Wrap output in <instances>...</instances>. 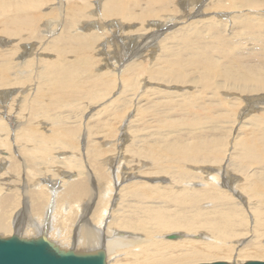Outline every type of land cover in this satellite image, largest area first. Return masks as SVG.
Instances as JSON below:
<instances>
[{"label": "bare ground", "instance_id": "obj_1", "mask_svg": "<svg viewBox=\"0 0 264 264\" xmlns=\"http://www.w3.org/2000/svg\"><path fill=\"white\" fill-rule=\"evenodd\" d=\"M5 1L7 0H0V34L3 33L5 36H20L19 39L23 41L24 38L27 40V37L30 39V35L32 36L37 32L34 29V23L42 18V13H46L43 16L45 18L53 15L52 11L41 13L33 11L32 9L39 5L38 0H11L10 6L4 4ZM84 1L60 0V5L64 4L62 15H64L65 10L69 13L72 6L74 13H82ZM176 1L178 0H168V4L157 8L160 3L156 0H104L101 13L96 21L88 26H83L81 29L89 30L94 26L103 29L105 25L103 22H105L107 26L113 25L112 30L117 26L119 29L125 30V33L141 30L148 32L150 28H142L148 19L151 21L150 24L159 27L163 24L159 23L158 20L154 21L155 19L165 20L168 23L177 20L185 21V19L179 20V18L186 17L187 11L178 16V10L175 7H170V3ZM224 7H235L240 11H254L260 8L264 9V0H226ZM201 11V5H198L195 13ZM229 16L234 20L238 15L230 14ZM84 18H92V13L84 11ZM52 19L54 21V18ZM261 20V17L249 15L242 19V22L245 23V26L259 23L253 33L255 38L253 39L251 36V41L260 44L259 48L262 50L264 47V22L261 23ZM49 21L50 19L47 18L44 24L46 27ZM122 21L126 23L133 21L138 23L139 27L130 28L133 26L132 24L129 27L127 24L124 26ZM223 25V20L218 19H211L209 22L203 23L201 27L210 33L208 36L201 35V31L197 36H194L191 31V34L177 37L176 33L180 28L174 29L173 32L166 33L167 35L163 38L166 41L167 49L160 53L154 67L147 64L140 65L135 61L126 66L125 69H118L122 77V93L127 88L134 89L143 74L146 75V78L159 83L165 82L164 76H171L173 71L179 72V76L173 80L174 83H177L178 86L190 84L194 88L191 93L188 91H155L156 94H159L158 97L166 102L159 105L156 99L154 104L156 108V112L154 111V116H156L155 130L158 129L159 131V134L156 132L157 140L153 144L150 143L147 147L145 146L146 150L140 149L137 152L138 149H126L127 153H133L132 160H127V163L131 162L130 167L120 161V164L117 163L120 166L112 169L113 173L116 171L115 174H117L119 169L126 168L127 173H125L124 178H128V180L136 173L149 175V177L153 174L167 175L170 178V185L163 183L164 180L162 179L155 183L131 181L123 186L120 185V187L116 184L114 195L109 203L112 209L106 210L107 207L105 208L102 203L97 202L98 205L92 210V216L90 215L88 218L85 215V211L89 212L87 204L79 214L75 205H69V203L76 200L84 206L83 202L87 198L90 202L93 199L92 189L94 187L92 182H98L101 185L109 183L110 176L105 171L104 162L102 164V161H97V159H103L102 153L105 151L96 144L88 143L87 155H90L94 160L92 162L93 173L76 174L75 172V174H69L68 181L62 185L56 186V183L50 182L48 185L51 187L45 189L43 185L39 186L36 180L39 174L47 172V169H38L37 166L42 164L49 166L55 162L45 155L47 149L39 145L44 142L43 131L36 126H31L32 123L29 122L28 125L20 126L21 129L18 132L15 131L10 134L7 131L1 132L4 125L0 123V146L6 147V136L11 135L13 137L12 145L19 149V152L16 151L17 153L13 156L8 154L10 157L8 164H0V237H10L12 232L15 236H19L13 230L11 223L9 227L6 221L8 210L17 204L16 196L21 200L23 207L11 217L16 222L14 223L15 228L18 220L21 219V213H26L27 208L31 206L29 200H33L34 205L32 206L35 211L42 207L31 223V226L35 228L28 230L26 236H35L40 231V235H36V237L41 238L42 234L45 236L50 228H54L58 238L51 236L50 239L54 241L51 242L56 246V249L63 248L60 251H71L76 254H90L100 251L106 257H110L121 250L128 249L120 259H107V264H202L219 261L231 264L264 258V55H255L253 51L246 52L247 50H242L244 45L238 49L233 48L235 43H239V40L235 41L234 36L220 33L226 30ZM59 26L60 32H63L62 35H54L58 33L56 30L52 38L48 39V42L52 41L51 45L46 44L44 47L45 51L52 52L54 58L51 59L50 54L48 59L51 60L43 61L42 64L37 65V70L39 69L40 73V85L32 105L31 103L26 104V108L33 116L37 110L41 109L44 98L43 87L47 88L53 95L55 104H71L73 101H77L83 93L91 95L88 97L92 100L98 99L101 94L106 95L103 92L110 89L113 86V81H115L114 76H110L107 72L106 78H95L98 73H91V66L99 57L96 56L99 53L102 54V51L99 53L94 51V56L92 55V49L94 46L96 47L95 44L100 39L101 33L92 31L75 35L70 33V26L67 22H63ZM165 26L172 27L171 24H165ZM183 27L186 29L185 26ZM190 27L194 29L193 26ZM24 32L27 34H23ZM141 35L143 34H138L137 39L144 37V40L149 38L153 40L154 35L158 34ZM125 36L128 35L125 34ZM128 37L133 38V36ZM4 39L0 38V44L8 43ZM143 39L141 40L143 41ZM134 41L135 37L132 39V42ZM240 44H244V42L241 41ZM22 46L27 49L33 47V45L28 44ZM188 46L192 48H187ZM226 46L229 47L225 48ZM39 48L41 47L39 46ZM193 49L196 50L193 51ZM12 50H14L13 47L10 48V52L8 50L0 51V86L2 88L25 81L23 75L21 79V76L19 77L16 73L22 72L18 69L21 67L20 64L10 65ZM24 51L17 53L20 58L25 59V56L30 55L28 51L27 54ZM257 53L259 54V52ZM104 54H107V50ZM69 55L72 59H68ZM117 55L115 53V56ZM45 58H42L41 61ZM187 58L188 60H185ZM24 59L22 63L25 62ZM109 65L112 63L108 61L104 63V66ZM112 66L117 68L115 64ZM14 74L17 82L11 77ZM11 89L0 90L1 102L7 101ZM228 91L235 93L234 97H241L242 107L240 109L237 110L233 100L227 98ZM22 92L26 93L25 90ZM11 101L13 102V100ZM24 105H20V107H24ZM119 107V105L117 108L113 105L111 108H114V113L117 114ZM175 108H181L189 118V123L181 130L170 129L175 125L177 117L167 118L161 115L162 113L167 114L168 110ZM145 109V107L139 109V113L146 112ZM238 114H240L239 117H237ZM245 115L247 117L245 121H237ZM229 120H236L234 123L233 121L230 122V128L233 127V124L240 123L246 129L242 131L243 140L231 142V150L228 151L220 122ZM79 130V126L76 128H59L54 131L52 143L74 148L75 143L68 139V135ZM114 132L116 133V131ZM126 137L128 135H125V128L122 126L112 144L116 146L127 140ZM165 137H169L168 142H165ZM180 139L186 140L188 146L203 142L215 145L218 151L223 153L226 169L231 168L232 170L226 181L217 187L222 178L223 164L222 157L214 147L208 145L185 147V142ZM23 141H31L37 143L38 146L34 149H28L27 146L23 145ZM235 142L247 145L252 150L247 153L239 152ZM107 145H111V143H107ZM23 152H27V156ZM3 153L5 154L6 151ZM135 153L136 155H134ZM166 153H169L168 158H166ZM141 157H147L148 160L145 161ZM69 158L64 164L74 166L79 170L82 168L79 160ZM1 161L0 158V163ZM123 161H126L125 158ZM59 162L57 161V163ZM205 164L217 165V168L206 169L200 173L191 171L192 168L206 166ZM128 169L130 173H128ZM51 171L55 170L51 169ZM132 172L134 175H130ZM242 178L244 183L236 184ZM123 181L124 179H121V182ZM107 187L105 186V190ZM111 191L109 190L108 196H111ZM49 193H51V198L46 196ZM64 206H66V210L63 209ZM113 207L115 208L114 211ZM96 210H99L98 214L95 213ZM100 213L102 215H99ZM82 216L86 220L81 218ZM98 217H100L98 221L101 220V222L98 223L97 221L99 225H96L92 219L95 221V218ZM37 221H45L49 224L45 230L41 231L37 227ZM56 223L60 226H53ZM71 230H73V237L69 236ZM173 232L182 238L175 240L160 239H164L165 234ZM70 238L71 240H69ZM234 256L240 262L233 260ZM192 259L194 261H190Z\"/></svg>", "mask_w": 264, "mask_h": 264}, {"label": "rangeland", "instance_id": "obj_2", "mask_svg": "<svg viewBox=\"0 0 264 264\" xmlns=\"http://www.w3.org/2000/svg\"><path fill=\"white\" fill-rule=\"evenodd\" d=\"M44 1L45 0H38V2H39L38 7H35L32 10L36 11L38 13L46 12V11H52L53 12V15L47 16V18L50 19L47 27L44 25L45 22L47 21V18L43 17L46 13H42V18L40 20H37L34 23V29L37 30V32H35V34H33L32 36L30 35V39H28V37H27V40H26V38H24V41H23V40L19 39L20 36L19 37L5 36L3 33L0 34V38H2V39L5 38L4 40L8 41V43H5L6 45L0 44V51H7L8 50L10 52V48L11 47L14 48V50L11 51L12 56L10 57V65L14 66L16 64H20L21 67H19L18 69L21 70L22 72H16V73L19 77L21 76V79H22V75L25 77L24 83H21V81L18 82L20 85L18 83H14L11 85V87L8 86V87L2 88V86H0L1 87L0 90L5 89V88H8V89L12 88L13 89V90L11 89V93H10L9 97L7 98V101H5V102L0 101V105H1L0 106V111H1L0 112V123H2L4 125V127L1 128V130H2L1 132L7 131L10 134L14 133L15 131L18 132L21 129V128H19L20 126H22L23 124L28 125L27 123H29V122L32 123L31 126L32 125L36 126L39 130L43 131L42 135L44 138V142H42L39 145L47 149V151L45 152V155L47 157H50L55 162L53 165H49V166H47L46 164H42V165L37 166L38 169H47V172L40 173L39 176L37 177L38 179L36 180V183L39 186L43 185V188H45V189L51 187L48 185L50 182H52V184L56 183V186L58 184L62 185L63 183L68 181V175L69 174L70 175L75 174V172H76V174H84V173L92 174L94 171V169L92 168V162L94 160L91 158L90 155H87L88 154V149H87L88 143L93 144V145L96 144L100 147V149H103V151H105L104 153H102L103 159H97V161L98 162L102 161L101 162L102 164L104 162L105 171H107V174H109V176H110L109 183H105L104 185H101L98 182H92V185L94 187V189H92L93 190V194H92L93 199L91 202L88 200V198L86 199V201L83 200L84 202L83 201L82 202H83L84 206H82L76 200H72L69 203V205H71V204L75 205V209L79 211L78 212L79 214L81 213L82 209L85 208V204H87L86 206L89 207V212L85 211L86 212L85 215L88 218L90 217V215L92 216V214H91L92 210L94 207H96L98 205L97 202L102 203L105 208L107 207L106 210L110 211L112 209V207H110L111 204H109V203H110V200L112 199V197L114 195L113 192L115 191L116 184L119 185V187H120V185L123 186V185H125L131 181L155 183V182L161 181V179H162V180H164L163 183H167L170 185V182H169L170 178L167 175L163 176V175L153 174L149 177V175H143V174H139V173H136L134 175V173L132 172L130 175H134V176H132L131 179L128 180V178H124L125 173H127L126 168H123L121 170L119 169L117 174H115L116 171L113 173L112 169L118 168L120 165H118L117 163L120 164V161L124 162L126 166L130 167L131 162L127 163V160L128 161H129V159L132 160L133 153L132 152L127 153L126 149H128V150L131 148L136 149V150L138 149L137 152H139L140 149L146 150L147 149L146 147L148 144H150V143L153 144V142H155V140H157V134H159L158 133L159 131H158V129L155 130L154 121L156 120V116H154L155 115L154 111L156 108H155L154 104H155L156 99L158 100L159 105L161 103L164 104L166 102L164 99L158 97L159 94H156L155 91H157V92L162 91V90L177 91V92L188 91L189 93L194 91L193 86H190V84L178 86L177 83H174L173 80L179 76V72L173 71L171 73V76H169V77L164 76V78L166 80L165 82H159V83L155 82V80H153V79L146 78V75L143 74L142 78L138 81V85H136L134 87V89L133 88H127V90L124 92L125 93L124 94L121 92L122 77H121V74L118 71V69H121V70L125 69L126 66H128L129 64H131L132 62H135V61L137 62V64H140V65L141 64L142 65L147 64L150 67H152V66L154 67V65L156 64L155 62H156L158 56L160 55V53L164 52L165 49H167L166 41L163 39L165 37V35L173 32L174 29L180 28V30H178V32L176 33L177 37L180 35L191 34V31H192V34L194 36H197L200 33V31H201V35L208 36L210 33L207 30H204V28H202L201 25L205 22H209L211 19H218L221 21L223 20V24H224L223 27L225 26L224 28L226 30L221 31L220 33L227 35V36H234L235 41L239 40V43H235L233 48L238 49L239 47H242V45H244L242 47V50H244V51L247 50L246 52H249V53L251 51H253L255 55H264V52H263L264 47L261 50L259 48L260 44H258L257 42L251 41L252 37H253V39L255 38V36H253V33L255 32L256 27L259 23H254V24L245 26V23L242 22V19H244L245 17H247L249 15H255L257 17H261L262 20L260 22L261 23L264 22V13H263L264 9L263 8L262 9L261 8L256 9L254 11H248V10L247 11H245V10L240 11V10L235 9V7H229V8L224 7L226 0H178L174 3H170L171 4L170 7H172V8L175 7L178 10V16L182 15V12L187 11L188 13H187L186 17L179 18V20L185 19V21H178L177 20L176 22L172 21V22L168 23V21H165V20L155 19L154 21L158 20L159 23L163 24L161 27H159V26H154V25L150 24L151 21H150V19H148V20H146L147 23L144 22V25H146V26H144V25L142 26V28H150V30H148V32L141 30V31H137V32L131 31L129 33H125V30L119 29V27H117V26L115 27L114 30H112L113 25L107 26V23H105V22H103L105 24L103 29H101L100 27H97V26H94V27L90 28L89 30H82L81 29L83 26H88L90 23H93V21H96L97 17H99V15L101 13L104 0H85L83 3L82 13H79V14L74 13V7L72 6V8L69 10V13L66 12V10H65L64 15H62L63 10H64V4L60 5V3H59L60 0H55V1L49 0L50 2L46 0L45 1L46 5H44L45 4ZM156 1H158V3H160V6H158L157 8H161L163 5L168 4V0H156ZM11 2H12L11 0H7L4 2V4L10 6L9 4H11ZM198 5H201L202 11L195 13V9L197 8ZM9 11H11V10H9ZM84 11L91 12L92 18H90V19L84 18ZM230 14L231 15H238V16L236 19L233 20L229 16ZM52 18H54V21ZM55 20H56V23H55ZM119 21H120V19H119ZM63 22L68 23V26H70L69 31L71 34L76 35V34H80V33H90L92 31H96L98 33H101L100 39H98L97 40L98 42H96V44H95L96 47L94 46V48L92 49V55L94 56V51H95V53H99L102 51V54L99 53L96 56V57H98V56L99 57H98V60H96L95 63L91 66V73L92 74L98 73L97 77H95V78H100V77L106 78V75H107L106 72H107L110 74V76H112V77L114 76L115 81H113V86L110 89H108L109 91L106 90L105 92H103V94L106 93V95L101 94L100 96H98V99L92 100L91 98L88 97L91 95L83 93V95L80 98H78L77 101H73L71 104H69V103L55 104L53 101L54 100L53 95L48 91L47 88L43 87L42 93L44 94V98H43L42 103H41V109L37 110L33 116L28 111L29 109L26 108V104L31 103V105H32V103H33L32 101L34 99L35 93H36V91L40 85V78H39L40 73H39V69L37 70V65H39L40 63L42 64L43 61H49L52 58H54L51 54L52 52H50L48 50L45 51L46 49L44 47H46V44L51 45L52 41L48 42L49 41L48 39L52 38L53 33L56 30H58V33H55L54 35H59V36L62 35L63 32L62 31L60 32V30H59L60 26L59 25ZM165 24H171L172 27L171 28L166 27ZM123 25L127 26V27H129V25H131L132 27H130V28H138L139 27V24L134 23L133 21H128L127 23L123 22ZM183 26H185L186 29H184ZM190 26H193L194 29L191 28ZM118 30H120L121 32ZM126 30L128 31V29H126ZM112 32H114V33H112ZM151 33H156L158 35H156V36L154 35L153 40H151L150 38L148 40H146V39L144 40L143 39L144 37H140V39H137L138 34H143L141 36H146L147 34L149 35ZM23 34H27V32H24ZM125 34L130 36V37L133 36V38L135 37V41L132 42L133 38L130 39L128 36H125ZM49 35H51V36H49ZM122 36L124 39L122 38ZM33 37H35V38H33ZM112 38H114V39H112ZM9 39H11V40L9 41ZM141 39H143V41ZM259 39H262V38H259ZM146 41H148V42H146ZM241 41L244 42V44H240ZM248 41H251V42L247 43ZM56 42H58V40H56ZM126 42H127V44H126ZM138 42H140V43L137 44ZM24 44L33 45V47L31 49H27V48H24L22 46ZM3 46H4V48H3ZM15 46L17 47V49ZM39 46L41 48H39ZM195 46H198V44H195ZM28 47H31V46H28ZM150 47H151V49H149ZM228 47L229 46H226L225 48H228ZM246 47H247V49H246ZM187 48H192V47L188 46ZM23 50H25L24 52L26 54L28 51V54H30L31 57H30V55H27V56H25V59L20 58L18 54L23 52ZM106 50H107V54H104L106 52ZM124 50H126V51H124ZM194 50H196V49H193V51ZM109 51H111V52H109ZM257 52H259V54ZM115 53H116V55L117 54L118 55L115 56ZM151 53H153V54L151 55ZM44 55L46 56L47 59L50 58V56H52V57H51V59L47 60ZM33 56H35V57H33ZM38 56H39V58H38ZM110 56H111V58H110ZM112 56H113V58H112ZM42 58H45V60L41 61ZM23 59L25 60L24 63H22ZM68 59H72V57L69 55ZM124 60H126V61H124ZM147 60H150V61L147 62ZM185 60H188V58ZM106 61L112 63V65L113 64L117 65V68H114L112 65L104 66V63ZM126 63H127V65H126ZM184 70H186V68H184ZM13 71H15V70H13ZM117 73H119V74H117ZM18 76H17V78H18ZM11 77L13 79H15L17 82V79L15 78V74L12 75ZM168 80H170V81L168 82ZM146 83H147V85H146ZM21 84H23V85H21ZM154 87L157 90H155ZM23 90H25L26 93H23L22 92ZM110 90H111V93H110ZM116 91H118V92H116ZM30 92H31V94H30ZM232 94H233V96H232ZM234 94L235 93H233V92H229V95H227V98L228 99L231 98L233 100V103L235 104V107L238 110V108L240 109L242 107L241 97H234L235 96ZM128 95H129V97H128ZM10 96L12 97L11 99H10ZM30 97H32V98H30ZM227 98H226V100L228 101ZM28 99H29V101H28ZM11 100H13V102ZM237 102H239V104H237ZM23 104H25L24 107L23 106L20 107V105H23ZM113 105L116 108L118 105L120 106L118 108L119 113H117V114L114 113V108H111ZM144 107L146 108L145 109L146 112H143V113L140 112L139 113V111H140L139 109L144 108ZM161 107H163V106H161ZM148 109H149V111H148ZM167 112H165L167 114L162 113L161 115L166 116L167 118L177 117L175 125L170 129L181 130L184 126H186L189 123L188 115L181 108L171 109V110H168ZM90 114H91V116H90ZM240 114H238L237 117H239ZM92 117H93V119H92ZM151 117L153 118V120H151L152 119ZM241 117L242 118L240 120L238 119L237 121H245L247 118L246 115L241 116ZM227 118H229V117H227ZM120 120H121V122H120ZM231 121H233V123L236 122V120H229V121H225V122H220L221 130H222V133L224 134L223 137H224L225 141L227 142L228 151L231 150V142H234L237 140H239V142H241L243 140L244 136L242 135V131L244 129H246V127L240 123H238L237 125L233 124L232 125L233 127L230 128V122ZM6 122L7 123L9 122L8 125ZM77 126H79L80 130L78 132L75 131V132L68 135V139L72 140L75 143L74 148L66 147L63 144H53L52 143L54 131H56L59 128H76ZM122 126L125 128V135L126 134L128 135V137H126L127 140H125V141H123V142H121L115 146L112 143L115 142L114 138L116 137V135L119 132V129ZM238 128H239V130H238ZM16 129H18V130H16ZM111 131H112V134H110ZM114 131H116V133ZM156 132H157V134H156ZM215 132H217V131H215ZM233 134H234V136H233ZM174 136L175 135L173 134V137ZM8 137H10V138H8ZM165 138H166L165 142H168L169 137H165ZM4 140H5V138H4ZM180 140H182V139H180ZM5 141L7 142V146L6 147L0 146V156H1L0 158L2 159L0 164H2V163L8 164L9 158H10L8 156V154L13 156V154H16L17 152H19V149L15 145H12L13 144V142H12L13 137L11 135H7ZM182 141L185 142V144H184L185 147L208 145V146L214 147L218 151V149L215 145H212V144L207 143V142H203V143H200L198 145H189L188 146V145H186V143H187L186 140H182ZM23 142H24L23 145L27 146L28 149H34V148H36V146H38L37 143H33L31 141H29V142L23 141ZM193 142H196V141L193 140ZM107 143H109V144L111 143V145H107ZM235 145L239 148V152L247 153V152H250L252 150L251 147H249L247 145L238 144L237 142H235ZM133 146H136V147H133ZM14 148H17V149L15 150ZM4 151H6L5 154L3 153ZM169 153H166V158H168ZM1 154H4V155H1ZM23 154L27 156V152H23ZM218 154L222 157L223 169H222V178H221L219 185H217V187L222 185L226 181V178L228 176H230V172H232L231 168L226 169V162L223 158V153L218 151ZM134 155H136V153ZM68 157H70L69 159L79 160L82 164L81 165L82 168L79 170V169L75 168L74 166H68V165L64 164V162L67 161L66 159ZM123 158H125L126 161H123ZM141 158H143V160H145V161L148 160L147 157H141ZM57 161H60V162L57 163ZM108 163H111V164L109 165ZM205 165L206 166H200V167L192 168L191 171L195 172V173H200L206 169L210 170V168H217V165H212V166H210L208 164H205ZM108 166H110V168H108ZM37 167H36V169H37ZM51 169H53L55 171H51ZM121 173H123V174H121ZM128 173H130L129 169H128ZM121 179H124V181L121 182ZM115 181H117V183H115ZM243 183H244V179L242 178L236 184H243ZM105 186H108L106 190H105ZM109 190H112L111 196H108ZM46 196L48 198H51V193L47 194ZM15 198H16L17 204L15 207L8 210V212L6 214V221H7V224L9 225V227H10V223H11L13 230H15L19 234V236H15V234L12 232L10 237H18L19 239L24 238V240H35V241H38V239L40 240L41 239L40 237H36V235H40L39 234L40 231L35 236H26L25 234L27 233L28 230L35 228V227L31 226L32 225L31 223L34 220L36 213L38 211H40V208L42 206L38 210L35 211L33 209V206H32V205H34V201L29 200L31 206H29L27 208L26 213L25 212L21 213V219L18 220L19 222L15 228L14 223H16V222L13 221V219H11V217L19 209H21L23 207V204H21V200H19L16 196H15ZM27 202H28V200L26 201V204H27ZM63 209L66 210V206H64ZM114 210H115V208L113 209V211ZM97 212H99V210L95 211V213H97ZM99 215H102V214L100 213ZM27 216H28V218H26ZM100 217H102V216H100ZM100 217L95 218V221L92 219V222L96 225H99L98 223L101 222V220L98 221L100 219ZM81 218H83V216ZM83 219L86 220V218H83ZM97 221H98V223H97ZM109 221H110V219H109ZM42 222L37 221V223H36L37 227H39L38 229L41 231L45 230L49 224L45 221H42ZM46 223H47V225H46ZM53 226L58 227L60 225L58 223H56ZM54 230H55L54 228H50V230H48L47 234H45L46 238L49 241H53L50 239L51 236H54V238H56V237L58 238V234ZM70 232L71 233L69 236L73 237V230H71ZM174 232L180 234L177 231H174ZM117 234H120V233H117ZM120 235H122V234H120ZM166 235L167 234H165L163 236L164 239L163 238H160V239L161 240H175V239L166 238L165 237ZM10 237L8 236L5 238H3V237H0V238L9 239ZM31 237H33V238H31ZM130 238L133 239L132 237H130ZM178 238L179 237H177L176 239H178ZM180 238H182V237H180ZM69 240H71V238ZM53 247H54L55 252H61L60 249L63 250V248L56 249L55 246H53ZM192 247H196V246H192ZM127 250L128 249H124V250H121L118 253H116L110 257H106L105 263L106 264L108 263L107 259L115 260V259L122 258L124 253ZM233 260L240 262V260L236 256L233 257ZM190 261H194V259H192ZM247 261H264V258H262L260 260H246V261L240 262L238 264H242V263H245ZM199 263H201V262H199Z\"/></svg>", "mask_w": 264, "mask_h": 264}, {"label": "water", "instance_id": "obj_3", "mask_svg": "<svg viewBox=\"0 0 264 264\" xmlns=\"http://www.w3.org/2000/svg\"><path fill=\"white\" fill-rule=\"evenodd\" d=\"M176 239L175 233L165 236ZM54 245L46 236L41 239L23 240L18 237L0 238V264H106L103 252L76 254L71 251L55 252ZM56 247V246H55ZM202 264H228L225 261ZM238 264V263H231ZM242 264H264V261H247Z\"/></svg>", "mask_w": 264, "mask_h": 264}]
</instances>
